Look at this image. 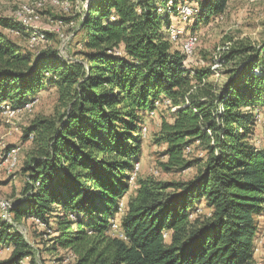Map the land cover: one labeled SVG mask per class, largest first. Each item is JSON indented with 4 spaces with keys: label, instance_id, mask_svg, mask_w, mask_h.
Returning a JSON list of instances; mask_svg holds the SVG:
<instances>
[{
    "label": "trees",
    "instance_id": "obj_1",
    "mask_svg": "<svg viewBox=\"0 0 264 264\" xmlns=\"http://www.w3.org/2000/svg\"><path fill=\"white\" fill-rule=\"evenodd\" d=\"M229 1L174 6L190 5L198 29ZM166 2L83 0L74 34L80 50L67 59L58 50L25 51L0 30V104L23 109L49 87L58 103L53 116L36 117L25 130L33 149L13 221L38 219L51 236L48 251H70L74 264H256L264 144L253 140L256 109L264 106V47L229 48L222 60L232 67L215 84L210 70L188 68L169 42ZM8 17H0V29L18 31ZM163 99L170 120L162 118L152 136L163 146L159 166L196 173L174 183L136 178L132 192L141 129ZM191 147L202 156H184ZM0 250L9 251L0 264H38L30 243L1 219Z\"/></svg>",
    "mask_w": 264,
    "mask_h": 264
},
{
    "label": "rangeland",
    "instance_id": "obj_2",
    "mask_svg": "<svg viewBox=\"0 0 264 264\" xmlns=\"http://www.w3.org/2000/svg\"><path fill=\"white\" fill-rule=\"evenodd\" d=\"M71 11L69 16L64 15L58 8L46 6L40 12L38 27L40 30H48L55 26V21L64 18L66 24L62 32L66 35L76 34L82 14L83 0H69ZM32 3L29 0H0V17L10 16L21 5ZM182 28L184 35L195 34L198 37V44L194 50L190 61V66L200 67V70H210L212 80L215 84H221L227 78V72L231 69V64H221L211 71L214 65V57L217 48L229 44V48H236L239 44L245 43L255 47H264V0L250 4L248 0H230L226 12L213 20L208 26L194 29L193 18L183 23L177 16L169 18V23ZM12 42L28 51L27 35L25 33H11L9 30L0 29ZM48 43L40 44L31 51L57 50L60 44L59 39L54 34L47 35ZM81 35L77 33L74 39L67 46L66 54L75 57L77 49L81 44ZM176 49H180V43L174 44ZM57 93L55 87H49L41 91L36 102L28 111L16 113L12 118L0 115V148L7 149L20 147L17 168L12 175H8L5 166L0 159V198L3 200H16L24 185V175L21 172L22 166L28 160L33 149L32 140L25 137V130L36 117H51L57 110ZM258 115L257 126H260L259 135L253 142L258 146L264 144V106L256 109ZM166 109H158L153 115L146 118V133L143 140L140 156V169L138 178L150 176L163 182H185L195 175L196 167L185 171L165 172L159 166L164 161L162 157L163 146L156 145L152 136L158 129L162 118L170 120ZM202 151L199 148L191 147V152L186 157L188 159L199 158ZM135 184L131 191L134 192ZM130 191V193H132ZM259 226L258 233L254 240V260L256 264H264V211L262 217L257 219ZM18 226L24 230L26 241L30 243L33 250L37 252L38 264H74L75 258L70 251L57 249L48 251L52 246L51 236L46 233L43 226L33 225L30 221H20ZM9 253L8 250H0V260Z\"/></svg>",
    "mask_w": 264,
    "mask_h": 264
},
{
    "label": "built area",
    "instance_id": "obj_3",
    "mask_svg": "<svg viewBox=\"0 0 264 264\" xmlns=\"http://www.w3.org/2000/svg\"><path fill=\"white\" fill-rule=\"evenodd\" d=\"M252 4V0H248ZM50 6L53 8H58L64 15L69 16L71 11V2L69 0H32V3H27L19 6L13 14H11L8 19L11 23L18 26V31L11 30V33L19 34L25 33L27 35L28 47L34 49L40 44L48 43L47 35L54 34L60 41L58 47V54L60 58L67 59L68 55L66 54L67 46L72 41L74 34H64L61 30L66 24L64 19H58L55 21V26L48 30H40L38 27V22L40 20V12ZM165 11L169 14L170 17L177 16L179 20L183 23L190 20L194 10L188 4H178L174 6V0H167L165 5ZM167 37L171 44L180 43V51L184 54L186 61H189L194 53V50L198 44V37L195 34L184 35V30L174 25L172 22L169 23L167 29ZM229 50V44L217 48L216 55L214 57V65L211 67V71L214 72V69L223 64V54ZM37 98L25 104L23 109H13L9 103L0 104V115H4L7 118H12L16 113L21 111L30 110L31 106L36 102ZM170 102L167 99H163L155 102V107L160 109L161 107H169ZM248 109V108H247ZM170 111H175V108H170ZM142 134L145 135L146 127H142ZM32 135H30L31 139ZM252 142V141H251ZM20 147H13L7 149L5 146L0 148V159L2 160L5 170L8 175H12L17 168L18 164V155ZM191 148H186L184 151V156L189 155ZM140 169L139 161L134 164V168L130 175V184L131 186L135 184L137 173ZM13 201L3 200L0 198V219L5 221L8 224H11L17 232L22 235L26 240V234L24 230L18 226V223L13 221V216L11 214ZM122 207V204H120ZM33 225L42 226L40 221L36 218L28 220ZM112 228L114 231H117L119 228L118 221H113ZM163 238H168V233H162ZM24 264V263H23Z\"/></svg>",
    "mask_w": 264,
    "mask_h": 264
},
{
    "label": "crops",
    "instance_id": "obj_4",
    "mask_svg": "<svg viewBox=\"0 0 264 264\" xmlns=\"http://www.w3.org/2000/svg\"><path fill=\"white\" fill-rule=\"evenodd\" d=\"M178 50H180V49H178ZM187 66H188V68H191V69H200V67H195V68H193V66H190V61H188L187 62ZM259 129H260V126H256V128H255V135H254V139H256V137H257V135H259ZM140 160V159H139ZM260 216H258V217H256L255 218V220L257 221V219L259 218ZM261 217H262V215H261ZM258 224V223H257ZM258 229H259V226H258ZM8 255H9V253L3 258V259H5V258H7L8 257ZM2 260V259H1Z\"/></svg>",
    "mask_w": 264,
    "mask_h": 264
},
{
    "label": "bare ground",
    "instance_id": "obj_5",
    "mask_svg": "<svg viewBox=\"0 0 264 264\" xmlns=\"http://www.w3.org/2000/svg\"><path fill=\"white\" fill-rule=\"evenodd\" d=\"M258 1H260V0H252V3H254V2H258Z\"/></svg>",
    "mask_w": 264,
    "mask_h": 264
}]
</instances>
